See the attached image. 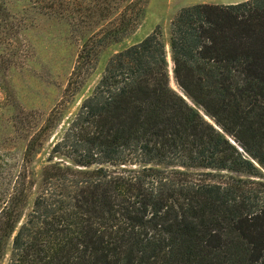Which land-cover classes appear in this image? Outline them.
<instances>
[{"label":"trees","instance_id":"16d2710c","mask_svg":"<svg viewBox=\"0 0 264 264\" xmlns=\"http://www.w3.org/2000/svg\"><path fill=\"white\" fill-rule=\"evenodd\" d=\"M37 1L56 15L85 6L83 18L110 2ZM126 11L83 36L19 166L0 155V264H264V180L223 174L264 169V0L180 8L168 44L181 93L159 27L114 53L36 175L101 50L144 6Z\"/></svg>","mask_w":264,"mask_h":264},{"label":"rangeland","instance_id":"374dc122","mask_svg":"<svg viewBox=\"0 0 264 264\" xmlns=\"http://www.w3.org/2000/svg\"><path fill=\"white\" fill-rule=\"evenodd\" d=\"M87 1L89 2L86 0L82 5ZM109 1L105 2L107 7L95 17L83 18L79 15L89 13L85 6H82L79 12L75 10L73 16L72 12L68 11L64 12L65 15H56L49 13L48 3L45 1L0 0V155L14 167L20 164L27 135L32 131L26 127L28 121L31 125L34 122H42L49 111L59 104L84 35H89L91 31L97 32L102 27L114 24V21L118 22V14L124 10L130 13L131 10L136 11L141 5L144 6L143 14L130 25L131 31L121 40L101 50L94 71L66 105L59 122L36 152L32 167L37 176L50 154L51 147L61 137L81 100L90 93L100 77L106 61L114 53L138 42L159 27L170 70L172 68L168 44L170 20L180 8L198 2V0H143L141 3L136 0ZM204 1L208 3L210 0ZM169 77L172 87L174 84L172 74H169ZM260 171V177L228 171H223V174L264 180V169ZM27 209L28 206L24 213Z\"/></svg>","mask_w":264,"mask_h":264},{"label":"crops","instance_id":"0c3cea01","mask_svg":"<svg viewBox=\"0 0 264 264\" xmlns=\"http://www.w3.org/2000/svg\"><path fill=\"white\" fill-rule=\"evenodd\" d=\"M245 0H210L208 3L210 4H234L237 2H241ZM193 3H206L204 0H198V2H193Z\"/></svg>","mask_w":264,"mask_h":264},{"label":"water","instance_id":"95a60500","mask_svg":"<svg viewBox=\"0 0 264 264\" xmlns=\"http://www.w3.org/2000/svg\"><path fill=\"white\" fill-rule=\"evenodd\" d=\"M168 70H169V68H168ZM169 74H172V68L169 70ZM172 78H173V76H172ZM176 87H177V86H176V84H175V82H174L172 88L179 92L178 88H176ZM179 93H181V92H179ZM184 97H185V96H184Z\"/></svg>","mask_w":264,"mask_h":264}]
</instances>
